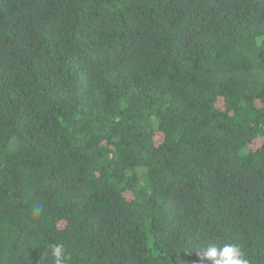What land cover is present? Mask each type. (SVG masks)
Masks as SVG:
<instances>
[{
	"label": "trees",
	"instance_id": "1",
	"mask_svg": "<svg viewBox=\"0 0 264 264\" xmlns=\"http://www.w3.org/2000/svg\"><path fill=\"white\" fill-rule=\"evenodd\" d=\"M258 37L264 0H0V264H264Z\"/></svg>",
	"mask_w": 264,
	"mask_h": 264
},
{
	"label": "clouds",
	"instance_id": "2",
	"mask_svg": "<svg viewBox=\"0 0 264 264\" xmlns=\"http://www.w3.org/2000/svg\"><path fill=\"white\" fill-rule=\"evenodd\" d=\"M262 44H264V37H258L257 47ZM36 211H39V206ZM49 248L53 264H69L71 256L63 243H50ZM203 260L211 261V264H250L243 249L236 244H224L222 247L210 244L203 252Z\"/></svg>",
	"mask_w": 264,
	"mask_h": 264
}]
</instances>
